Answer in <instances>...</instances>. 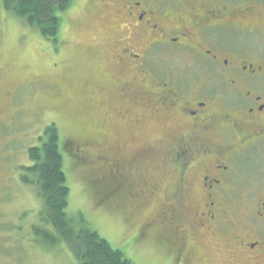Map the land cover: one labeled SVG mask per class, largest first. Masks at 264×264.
<instances>
[{
  "label": "flooded vegetation",
  "instance_id": "af4514ba",
  "mask_svg": "<svg viewBox=\"0 0 264 264\" xmlns=\"http://www.w3.org/2000/svg\"><path fill=\"white\" fill-rule=\"evenodd\" d=\"M95 1L107 72L74 96L110 137V194H143L136 169L167 199L178 264H264V0Z\"/></svg>",
  "mask_w": 264,
  "mask_h": 264
},
{
  "label": "rangeland",
  "instance_id": "374dc122",
  "mask_svg": "<svg viewBox=\"0 0 264 264\" xmlns=\"http://www.w3.org/2000/svg\"><path fill=\"white\" fill-rule=\"evenodd\" d=\"M95 2L71 0L60 14L57 43L0 5V264H74L63 244L50 249L33 244L30 226L41 223V201L33 185L19 180V166L29 163L27 148L39 144L38 136L51 123L58 129L63 152L68 214H81L134 264H178L175 245L167 237L169 202L143 192L151 183L143 182L136 169L134 190L143 194L126 199L110 194L111 177L118 173L111 165L110 137L97 133V107L88 114L87 106L74 96L79 85L107 72L88 53L102 39ZM122 121L117 128L120 143L133 147L143 138L137 131L130 134ZM156 132L146 138H154ZM123 189L119 187V193ZM230 205L238 211L243 203Z\"/></svg>",
  "mask_w": 264,
  "mask_h": 264
},
{
  "label": "trees",
  "instance_id": "16d2710c",
  "mask_svg": "<svg viewBox=\"0 0 264 264\" xmlns=\"http://www.w3.org/2000/svg\"><path fill=\"white\" fill-rule=\"evenodd\" d=\"M71 0H0L2 9L18 18L41 36L57 43L60 14ZM38 145L27 148L28 164L19 166V180L33 185L41 201V223L32 224L33 244L48 249L63 244L74 264H134L122 251L88 226L81 214L67 212L69 187L63 170V152L54 123L44 127Z\"/></svg>",
  "mask_w": 264,
  "mask_h": 264
}]
</instances>
